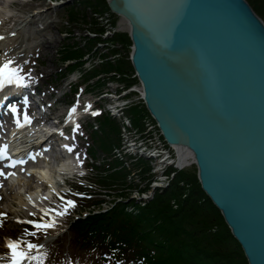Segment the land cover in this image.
<instances>
[{"label":"water","instance_id":"water-1","mask_svg":"<svg viewBox=\"0 0 264 264\" xmlns=\"http://www.w3.org/2000/svg\"><path fill=\"white\" fill-rule=\"evenodd\" d=\"M106 2L163 138L189 151L248 264H264V22L246 0Z\"/></svg>","mask_w":264,"mask_h":264},{"label":"rangeland","instance_id":"rangeland-1","mask_svg":"<svg viewBox=\"0 0 264 264\" xmlns=\"http://www.w3.org/2000/svg\"><path fill=\"white\" fill-rule=\"evenodd\" d=\"M11 0H0V9L4 8V6H7L8 8L11 7V13H18L21 7H24L23 4H29L26 7H24V10L27 9L29 13V26H26L24 28V33L26 34L25 37H28L31 35V37H35L34 39L39 37V39H44L46 36H53L56 41H53V45L51 48L48 47L47 54L40 55V58H38V63L43 66V68H47L48 74L41 78L40 80L36 81V84L38 87L43 91V95L46 96V92L51 90L52 85L56 82L58 83V75L62 73L61 69L63 70V66L61 65V58L62 57H69V59H75L80 58V61L76 64L81 65L80 73H82V81H86V87L92 90L93 92H96L98 90H105L108 89L109 92L114 93L118 91H121L122 87L124 88V82L127 79H133L134 73H119L115 70L109 69L108 66H106V60L112 61L109 59V54L107 48L103 45V47L96 48L97 44L100 41L94 40L96 33H92L89 30V24L86 23V21H89V18H81L83 14V10L87 9L88 5L87 3H82V0H67L70 1L67 4H60L59 2H53L54 0H14L17 2V4H10ZM38 3H42V8L40 10L47 9L48 14H42V16H34V12H32L35 7H37ZM57 5V6H54ZM22 11V10H21ZM26 11V10H25ZM80 11V12H79ZM102 17H99L98 20H102V24H105L106 26H109L111 30L115 29L116 33H126L127 31V25L125 21L120 18L119 16L111 15V12L109 10H104ZM97 20V22H98ZM33 21L31 24L30 22ZM111 21L113 24H111ZM115 23V24H114ZM45 24H48L50 26V30L45 31L42 30V32H39L38 35L34 33L36 29L41 30ZM115 25V26H114ZM102 26V25H99ZM113 26V29H112ZM27 29V30H25ZM33 32V34H31ZM109 32V31H107ZM20 34V33H19ZM107 33L104 35H99L101 38H105L103 36H106ZM88 35V37H86ZM22 37V36H21ZM107 38V37H106ZM101 43V44H106ZM108 43V42H107ZM27 43H24V45ZM32 44V43H31ZM113 46V45H112ZM116 48H118V52L113 55V58H120L124 55V51L121 49L120 45H116ZM45 51V50H42ZM110 53V51H109ZM128 57V56H127ZM50 59V61H48ZM47 60V61H46ZM35 62V61H34ZM37 62V61H36ZM45 66V67H44ZM64 71V70H63ZM76 71V70H75ZM77 72V71H76ZM88 72V73H87ZM78 73V72H77ZM115 73V74H112ZM74 74V73H73ZM70 76V78L74 79V76ZM80 79V81H81ZM63 82V80H62ZM133 86L138 87L139 84L133 83ZM83 88H81L82 90ZM80 90V92H81ZM66 92V94H65ZM62 94V95H61ZM60 95V96H59ZM57 97H60V101L57 102L55 109L59 111V107L61 105V102L71 99V94L68 92V87L64 86L63 90H60V94ZM139 94L136 92H131L128 95L125 96V99L129 101V99H133L134 101H138ZM103 112V111H102ZM146 119L148 124H151V121L148 116H145L141 121ZM97 123V122H96ZM113 125H103L105 128L104 133L101 130L100 132L97 131V137L98 141L100 143V146L103 148L105 147L108 150H111L113 146H120L121 143L124 142L126 132L123 133V128L126 130H129L130 135H133L135 133V129L131 126L129 122H126L124 124V127L122 129L120 128V124H117L114 120H112ZM99 124V122H98ZM147 126V129L149 128V136L152 137V140H156L157 131L154 127L150 129L151 126ZM99 128V127H98ZM98 130V129H97ZM145 130V129H144ZM123 133V134H122ZM150 140H148V144ZM94 155L93 159L89 161V159H85L84 165L87 166L89 162V168L86 171V174L84 175L86 180L88 181L87 186L78 187L77 186V180L72 182L71 190L72 189H78L82 193L87 195V198L90 199H97L94 200L96 202H99V206L92 205L90 207H84L80 208L76 206H69L67 207L66 214L63 215L64 221H61L62 224H65L67 226V223L69 221H75L77 226L79 227L78 231H81L85 224H89L92 227H96L95 230L98 231L100 228H102L101 223L104 221L101 218L96 219L94 211L96 209H99L100 207H103L104 204H106L103 200L106 202H110L114 199L113 196L122 195L123 202H128L132 205H136V210L139 214L144 215L143 213L149 211L153 208L150 204H147L143 206L141 203L142 201L139 200V197H142L141 194H139L143 190H148V188L155 187L154 181H152V178H155V181H157L158 174H155L153 169V163L149 160L143 159V157L138 156H130L131 160L128 161V165L122 163L123 167H119L117 163L119 162L118 159L114 160V157L111 155V152L103 149L99 150L98 148L94 149ZM81 160L83 161V154L81 151ZM127 160H129L127 157H125ZM141 158V159H140ZM122 160V159H121ZM107 163H110L107 165ZM151 167V169H150ZM111 170V172H109ZM195 170L194 165H189L183 168V171H189L193 172ZM119 178V180L115 179ZM159 180V179H158ZM165 180L160 183L161 187L165 185ZM152 181V182H151ZM113 183L114 186L113 190L116 194L112 193L111 198L107 199V196L105 194V191H108L109 184ZM33 181H28L24 183V187L26 185H32ZM36 184V183H34ZM152 186V187H151ZM14 188L17 189V185H14ZM11 192L5 191L8 200L5 204H9L13 200L14 191L10 187ZM70 195L72 192H70ZM152 191H150V194ZM67 197V200L75 199L74 197ZM140 195V196H139ZM126 198V199H125ZM66 200V201H67ZM64 204L60 205V208L62 211H64ZM173 207H177L175 202L172 201ZM104 210V209H103ZM102 210V211H103ZM25 213V212H24ZM117 216L121 219L123 217V213H116ZM150 215V214H149ZM200 214H196L195 218H199ZM149 220V219H148ZM101 221V222H100ZM149 222L153 224L152 221L149 220ZM74 223V222H73ZM7 228H9V231H11L14 234H23V236L28 237V233L21 230V228H16L14 226H11L10 224L6 225ZM100 226V227H99ZM111 227H113L111 225ZM121 229L120 226H117L115 228L116 233H119ZM33 233V232H32ZM31 233V234H32ZM48 232L47 234H49ZM46 234L39 232L38 234L35 233V235H32L34 237L31 238H37V240L42 239ZM123 235H127L126 231ZM69 239H73V236H69L68 231L62 232L60 236L55 238L50 244L49 249L45 251V253L39 257L38 263L39 264H87L84 260L86 258V254L83 251H78L75 249L72 244H69Z\"/></svg>","mask_w":264,"mask_h":264},{"label":"trees","instance_id":"trees-1","mask_svg":"<svg viewBox=\"0 0 264 264\" xmlns=\"http://www.w3.org/2000/svg\"><path fill=\"white\" fill-rule=\"evenodd\" d=\"M81 2L88 5L87 9L82 11L81 18L90 19L86 23L90 26V32L96 33L93 36L94 40L100 43L108 42L104 46L113 60H106V66L119 73H134L127 57L131 45L128 34L114 32L107 38L99 36L103 35L105 28L98 18L102 17L104 10L110 11L106 0ZM247 2L264 21V0H247ZM116 45H120L124 55L114 59L113 55L119 50ZM133 83H137L135 77L125 80L124 85L128 87ZM127 111L132 123L137 126H141V120L148 116L142 103L128 108ZM104 122L113 125L114 128L109 116L103 117L102 123ZM172 201L177 207H173ZM151 205L153 208L149 213L146 211L144 215L139 214L134 218L136 221L126 224L115 235L124 243H131L139 235L145 244L155 250V261H150L152 264H248L243 250L233 238L220 211L201 189L196 169L193 172H177L167 189L155 193ZM196 214H200L199 218H195ZM116 216L115 212L104 215V223L114 226L110 231L107 229V232L115 230L118 223ZM125 231L127 239L123 238Z\"/></svg>","mask_w":264,"mask_h":264},{"label":"bare ground","instance_id":"bare-ground-1","mask_svg":"<svg viewBox=\"0 0 264 264\" xmlns=\"http://www.w3.org/2000/svg\"><path fill=\"white\" fill-rule=\"evenodd\" d=\"M27 1H30V0H27ZM12 4H17V2H15L14 0H11L9 5H12ZM27 5H29V4H26V3L23 4L24 7H26ZM42 5H43L42 3H38L37 4V7H35V9L32 11V12L35 11L34 12L35 13L34 16H39V15L42 16V14H45V15L48 14L47 9L40 10L42 8L41 7ZM9 7L10 8H8L7 6H4V8L0 9V34L3 32V31H1V29L6 28L4 33L2 34V36H3L2 40L3 41L0 40V45H2V43L3 44L5 43V41L7 39L5 37L8 36L7 33L9 32L8 29L10 27L14 26L13 30L18 31V29H21V28L24 29V28H26V26H29L28 17L30 15H29L27 9H25L26 10L25 11L24 7H21L20 10L18 11V13H11V7L12 6H9ZM32 22L33 21H31L30 24ZM25 30H27V29H25ZM42 30L48 31V30H50V26L45 25L43 29H41V30L36 29V31H34V32L38 35V33L42 32ZM19 32H20V35H18V32H17L16 36L11 39V41H13V43H10V45H9L10 47L9 48H6L8 46L6 44L0 46V63H3V61L1 60V59H3L1 57L2 49H5V48H6V50H12L13 49V54L15 52V49H17L16 53H19V58L20 59H24V58L26 59V62L24 63V66L21 67V69H22L21 74H23V71H25L26 68H27V70H31L34 73H36L37 76H40V77L41 76H46L48 74L47 68H43V66L40 65V63H38L39 65L37 63H35L33 58H38L39 55H41V54H42V56L47 54V52L49 50L48 47L51 48V46L53 45V41H56V39L53 36H46L44 39H39V37H38L35 40L34 39L35 37H29L28 36L29 38H27L26 41H25V39H24L25 37H21V34H23L25 36H26V34L25 33H21V30H19ZM31 34H33V32ZM19 37H21V38L19 39V43L16 45L17 46L16 47V46H14V43L17 42V39ZM23 43H27L26 46H27L28 49H27L26 52H28L29 55H26L25 52H19L18 51L19 48L21 47V46H18V45L19 44H23ZM13 46H14V48H13ZM42 50H45V51H42ZM30 52H31V54H30ZM34 53H35V55L33 56L32 54H34ZM4 59L7 60V58H4ZM48 61H50V59ZM179 153L181 154V156L186 157V153L187 152H182L181 151ZM70 160H71L70 157L62 159L60 161V163H59L58 170H69L70 167H71L70 162H69ZM19 175L20 174H17L16 176H14V178L18 177ZM44 175L46 176L47 181L52 185V187H54L55 186L54 185V181L56 180V177H58L57 174L56 175H52V173L49 172V169L47 167L44 170ZM39 187H42V185H40ZM30 195H31L32 198H34V193H32ZM37 195H39V194H37ZM39 198L41 199V195L39 196ZM18 199H19V203L20 204H24L25 205V200H23L22 198H19V196H18ZM35 202L39 203V201H37V200H35ZM59 211H61V210H59ZM56 226L57 225H55L53 227V229H55ZM6 234H7V231L5 229L4 230H0V238L4 237ZM4 239L5 238L0 239V241H3V244H4ZM49 241L50 240H46V242H49ZM0 264H3V263L0 262Z\"/></svg>","mask_w":264,"mask_h":264},{"label":"snow or ice","instance_id":"snow-or-ice-1","mask_svg":"<svg viewBox=\"0 0 264 264\" xmlns=\"http://www.w3.org/2000/svg\"><path fill=\"white\" fill-rule=\"evenodd\" d=\"M3 37H0L2 39ZM14 62L12 60H5L3 63H0V88H2L6 83L11 84L13 81L16 83H22L23 77L21 75L22 69L16 65L13 66ZM13 111H15V108H13ZM73 113L76 111L75 108H72L71 110ZM24 121L30 122V117L25 113L24 115ZM17 123H19V120H17ZM78 127V125H77ZM7 146L5 145L3 149H0V158H4L7 153L5 149ZM71 150V149H69ZM17 163H24V161H11V165L14 166ZM0 175H12V173H5L3 169H0ZM63 199V197H61ZM75 201L73 200H67L66 204L64 205V211H58V210H52L55 211L58 215H65L67 207L74 206ZM47 212V210H46ZM6 216V213H0V217ZM30 225H33L36 230H47L49 228H52L55 226V219L51 220L49 222L48 220H29L27 221ZM0 224H2V221H0ZM32 235H35V232L32 233ZM43 245L33 243L31 240L28 241H22V240H8L7 242V248L10 249V259L5 262V264H22L23 261L28 260H38V256H34L32 254V250L34 249H40Z\"/></svg>","mask_w":264,"mask_h":264}]
</instances>
